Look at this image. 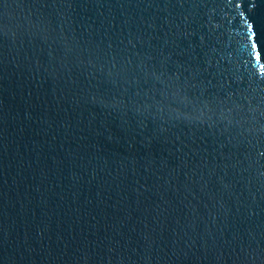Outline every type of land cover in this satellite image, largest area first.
Returning a JSON list of instances; mask_svg holds the SVG:
<instances>
[{
    "label": "water",
    "instance_id": "obj_1",
    "mask_svg": "<svg viewBox=\"0 0 264 264\" xmlns=\"http://www.w3.org/2000/svg\"><path fill=\"white\" fill-rule=\"evenodd\" d=\"M0 264H264V0H0Z\"/></svg>",
    "mask_w": 264,
    "mask_h": 264
}]
</instances>
